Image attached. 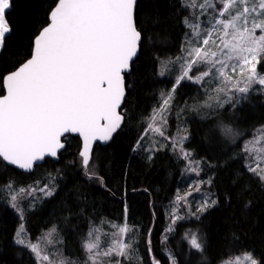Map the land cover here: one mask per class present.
I'll return each instance as SVG.
<instances>
[{
	"label": "snow or ice",
	"instance_id": "1",
	"mask_svg": "<svg viewBox=\"0 0 264 264\" xmlns=\"http://www.w3.org/2000/svg\"><path fill=\"white\" fill-rule=\"evenodd\" d=\"M15 3L0 0V199L19 221L11 244L27 257L16 264H79L64 256L65 240L55 224L46 226L35 241L25 226L28 214L56 195L62 174L49 173L47 182L28 185L20 178L32 173L38 162L58 160L66 148L63 138L74 134L81 139L78 158L84 178L110 191L93 163V142L108 144L128 127L129 113L123 105L132 85L127 77L152 41L157 27L150 23L154 9L151 0H52L43 20L22 25L12 18ZM176 8L184 37L180 55L158 59L156 72L173 78L150 113L142 114L145 123L131 150L145 152L151 160L153 153L170 148L185 161V171L198 179L183 194L177 190L170 201L168 224L159 238L164 261L156 254L154 225L141 229L131 224L129 205L122 199L120 222L101 221L111 231L103 232L95 217L89 219L80 241L83 264H264V252L248 247L236 235L231 246L228 241L217 243L204 225L219 205L216 194L203 190V185L210 189L215 176L200 178L203 158L193 159L186 147L192 133L183 121L195 114L208 121L200 126L209 129L210 142L221 138L235 142L242 134L223 123L221 110L241 111L238 106L253 99L264 103V0H176ZM21 51L25 54L18 58ZM181 88L189 89L184 95L191 103L185 99L177 103ZM192 91L202 95L192 97ZM173 112L181 124L176 135H169ZM157 135L163 140L155 139ZM262 138L264 124L253 130L251 140L264 146ZM250 142L237 144L239 151L224 167L239 161L241 179L247 176L264 185V162L249 152ZM226 156L222 154L216 164L209 160V167H220ZM185 221L199 226L183 232L180 250L173 251L170 237ZM102 232L108 242L102 241Z\"/></svg>",
	"mask_w": 264,
	"mask_h": 264
},
{
	"label": "trees",
	"instance_id": "2",
	"mask_svg": "<svg viewBox=\"0 0 264 264\" xmlns=\"http://www.w3.org/2000/svg\"><path fill=\"white\" fill-rule=\"evenodd\" d=\"M151 2L154 11L151 13L150 23L157 27L151 33L152 41L135 59L132 72L127 77L128 83L132 85L123 105L129 113L128 127L110 143L94 146L93 163L97 165L96 170L104 177L110 191H105L98 184L84 178L79 168L80 142L77 137L65 138L66 148L60 153L58 160L46 159L36 166L32 173H25L20 178V183L28 185L37 180L47 182L49 173L62 174L57 179L56 195L45 201L40 210L29 213L25 226L31 238L35 240L46 226L55 224L65 240L64 256L79 264L84 260L80 241L88 231L89 219L95 217V223L103 225L107 232L108 224H101V221L120 222L122 199L129 205L131 224L138 225L141 229H146L150 224L154 225L156 254L164 261L159 238L167 223L166 209L173 200L183 176L184 162L168 149L153 153L151 160L144 158L141 151L132 152L131 149L145 123L142 114L146 116L150 113L152 106L157 103L156 97L161 89L170 87L171 78L156 75L158 59H174L180 55L183 31L176 0ZM51 3L52 0H16L12 18L22 25L25 21L38 22L44 19ZM23 43L26 45L27 41ZM12 47L14 51L18 50L16 42ZM24 54L25 52L21 51L18 58H22ZM159 70L164 71L162 65H159ZM188 90H179L177 103H181L182 99L192 102L191 97L184 95ZM193 96L198 97L196 91H192ZM238 107L241 111L229 110L225 113L221 110V116L225 117L223 123L235 127L242 134L235 142L223 138L210 142L207 139L209 129L200 126L208 121H202L199 116L189 114L184 116V122L192 133V139L186 147L193 152L194 159L203 158L201 177L211 179L215 176L210 189L209 186L204 187L219 197L218 207L204 221L213 240L217 243L228 241L231 246L236 235L248 247L264 252V185L247 176L241 179L239 161L230 167H224L230 163L228 157L239 151L237 144H243L253 135L256 127L264 124V103L253 99ZM176 123L177 116L173 112L169 116V135H172L171 131ZM224 153H227V156L220 162V167H209V160L216 164L217 159ZM71 161L76 163H70ZM18 223L15 213L7 209L0 199V264H16L21 258L27 260V257H22L11 244ZM183 223L185 226L178 228L177 233L170 237L169 247L173 251L180 250L183 232L199 226L194 221ZM143 251L141 243L140 252Z\"/></svg>",
	"mask_w": 264,
	"mask_h": 264
},
{
	"label": "rangeland",
	"instance_id": "3",
	"mask_svg": "<svg viewBox=\"0 0 264 264\" xmlns=\"http://www.w3.org/2000/svg\"><path fill=\"white\" fill-rule=\"evenodd\" d=\"M184 3H189V0H184ZM184 38V37H183ZM164 68V71H166V69H165V67L162 65V69ZM175 71L177 72V73H179V71H180V66L177 64L176 66H175ZM169 78H173V77H169ZM161 90H163V89H161ZM202 95V92H199V91H196V96H201ZM194 97V96H193ZM159 121V117L157 116V122ZM183 121H184V117H183ZM181 124V120L180 119H178L177 118V123H176V125L174 126L175 128H174V130L173 131H171V134L172 135H176V133H177V127L179 126ZM168 132H169V130H167V134H168ZM149 135H152V133H149ZM251 138H252V136L249 138V139H247V140H250L251 142L250 143H248V148H249V152L252 154V156L255 158V159H257V160H261L262 162H264V146H262V144H261V142L260 141H257V140H251ZM155 139H157V140H163V137H160L159 135H157L156 137H155ZM262 139H264V138H262ZM164 143H166L167 144V141H164ZM169 151H171L170 150V148L168 149ZM172 152V151H171ZM141 154L143 155V157L144 158H146V156H147V153H145V152H142L141 151ZM147 159V158H146ZM194 159V158H193ZM148 160V159H147ZM184 162V166H183V168H182V179H181V182H180V184H179V188L177 189V190H179L180 192H181V194H183V192L186 190V187H187V185L189 184V183H195V181L198 179V177H196V175H195V173H187L186 171H185V161H183ZM200 178H203V177H200ZM204 179H208L207 177L206 178H204ZM48 180V179H47ZM40 181V180H39ZM208 185H203V190H204V192H205V194H207L208 193V191L206 190V189H204V187H207ZM177 192V191H176ZM170 204H169V206L167 207V209H166V214H165V216H166V220H167V223H166V226H167V224H168V216H167V212H168V209L170 208ZM98 226H100L101 228H102V230H103V232H105V228H104V226L103 225H98ZM165 226V227H166ZM109 227V226H108ZM109 231H111V229L109 228V230L107 231V232H109ZM103 232L102 233H100V235H101V239H102V241H104V242H108V240H109V238L108 237H105V236H103ZM35 241V240H34ZM69 261H74V260H69ZM81 264H83V263H81Z\"/></svg>",
	"mask_w": 264,
	"mask_h": 264
},
{
	"label": "water",
	"instance_id": "4",
	"mask_svg": "<svg viewBox=\"0 0 264 264\" xmlns=\"http://www.w3.org/2000/svg\"><path fill=\"white\" fill-rule=\"evenodd\" d=\"M77 137L78 139H79V142H80V147H81V139L78 137V136H75L74 134H72V135H66V137ZM65 137V138H66ZM64 139V138H63ZM65 142V141H64ZM94 143V146L96 145V144H99V145H106V144H102V143H99V142H93ZM80 149V148H79ZM63 151V150H62ZM61 151V152H62ZM47 159H51V158H47ZM51 160H54V161H56L55 159H51ZM44 161H42V162H38V166L39 165H41L42 163H43ZM35 169V168H34Z\"/></svg>",
	"mask_w": 264,
	"mask_h": 264
},
{
	"label": "bare ground",
	"instance_id": "5",
	"mask_svg": "<svg viewBox=\"0 0 264 264\" xmlns=\"http://www.w3.org/2000/svg\"><path fill=\"white\" fill-rule=\"evenodd\" d=\"M166 208V207H165Z\"/></svg>",
	"mask_w": 264,
	"mask_h": 264
}]
</instances>
